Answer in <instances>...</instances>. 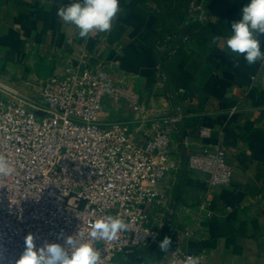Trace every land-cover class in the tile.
Segmentation results:
<instances>
[{
	"label": "crops",
	"instance_id": "crops-1",
	"mask_svg": "<svg viewBox=\"0 0 264 264\" xmlns=\"http://www.w3.org/2000/svg\"><path fill=\"white\" fill-rule=\"evenodd\" d=\"M246 2L120 0L112 29L94 39L56 15L60 0H0V98L12 95L8 87L30 108L41 82L83 51L124 72L155 114L169 116L173 168L156 185L162 196L151 222L164 235L193 225L185 248L207 264H264V64H248L225 46ZM170 31L178 33H165L159 54L155 41ZM206 143L224 146L232 167L230 184L209 191V214L198 206L206 176L186 168ZM131 254L132 264H166L157 247Z\"/></svg>",
	"mask_w": 264,
	"mask_h": 264
},
{
	"label": "built area",
	"instance_id": "built-area-1",
	"mask_svg": "<svg viewBox=\"0 0 264 264\" xmlns=\"http://www.w3.org/2000/svg\"><path fill=\"white\" fill-rule=\"evenodd\" d=\"M89 37L99 39L101 32ZM5 89L12 95L0 99V157L14 172L0 176V264H15L28 234L37 247L63 244L69 235L90 241L99 264H120L118 254L159 248L165 235L171 245L161 250L162 263L187 264L194 257L185 248L193 225L164 235L151 222L162 196L156 185L173 168L174 129L168 115L146 105L124 72L105 61L93 63L81 51L41 82L30 108ZM198 135L208 137L209 131L201 128ZM186 168L205 174L208 188L198 206L209 214L210 189L226 187L232 178L225 147L204 144L188 155ZM107 215L122 219L127 230L113 240L92 237L91 224Z\"/></svg>",
	"mask_w": 264,
	"mask_h": 264
},
{
	"label": "clouds",
	"instance_id": "clouds-1",
	"mask_svg": "<svg viewBox=\"0 0 264 264\" xmlns=\"http://www.w3.org/2000/svg\"><path fill=\"white\" fill-rule=\"evenodd\" d=\"M120 11V0H70L63 3L56 15L64 22L74 25L81 38L92 32L110 31L113 19ZM230 35L225 46L229 52L242 56L248 64L264 59V48L260 36H264V0H247L240 9L238 19L231 22ZM216 38L213 37V40ZM13 167L4 157H0V176H9ZM128 225L119 217L111 215L96 219L91 224L90 235L113 240L118 233L127 230ZM171 238L167 235L159 241V248L167 250ZM100 253L90 241L79 240L73 235L64 238V243L45 242L42 247L33 243L31 234L25 237V247L15 264H99ZM187 264H198V258L189 257Z\"/></svg>",
	"mask_w": 264,
	"mask_h": 264
},
{
	"label": "trees",
	"instance_id": "trees-1",
	"mask_svg": "<svg viewBox=\"0 0 264 264\" xmlns=\"http://www.w3.org/2000/svg\"><path fill=\"white\" fill-rule=\"evenodd\" d=\"M165 33H168V34H176V33H178V32H175V31H170V32H161L160 33V35L158 36V39L155 41L158 45H163L164 43H165V41H166V39H168V37L170 36V35H168V34H166L165 35ZM163 35H165L164 36V38H163V40L161 41V38H162V36ZM177 35V34H176ZM158 50V52H159V54H163L167 49H163L162 51H161V49H157ZM160 59H161V56H160ZM160 59H158V61H161ZM153 247V246H152ZM148 248H150V247H148ZM135 251V250H134ZM134 251H132V252H130V253H126V254H118V255H116V257L114 258V260H116V261H118L120 264H132V260H133V258H129V256H130V254L131 253H133ZM132 255V254H131Z\"/></svg>",
	"mask_w": 264,
	"mask_h": 264
},
{
	"label": "rangeland",
	"instance_id": "rangeland-1",
	"mask_svg": "<svg viewBox=\"0 0 264 264\" xmlns=\"http://www.w3.org/2000/svg\"><path fill=\"white\" fill-rule=\"evenodd\" d=\"M0 99H2V98H0ZM39 114L41 113V112H38Z\"/></svg>",
	"mask_w": 264,
	"mask_h": 264
}]
</instances>
